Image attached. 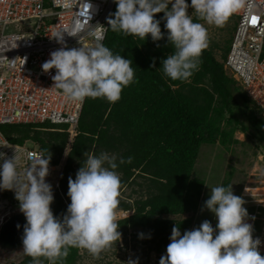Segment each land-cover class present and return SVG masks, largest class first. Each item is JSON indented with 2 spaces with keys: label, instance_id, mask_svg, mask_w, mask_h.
<instances>
[{
  "label": "trees",
  "instance_id": "obj_1",
  "mask_svg": "<svg viewBox=\"0 0 264 264\" xmlns=\"http://www.w3.org/2000/svg\"><path fill=\"white\" fill-rule=\"evenodd\" d=\"M186 2L190 4L191 0ZM115 11L114 2L112 13ZM163 15V12L154 14L164 33V38L155 42L150 35L141 40L108 28L102 43L114 54L132 60L135 82L123 88L120 99L114 103L105 98H86L77 132L70 141L66 125L50 122L0 125L9 141L38 145L45 155L48 150L49 164H57L65 155L60 191L53 193L50 205L53 215L59 218L70 203L68 178L75 179L88 154L108 152L125 160L132 157L131 163L119 164L117 171L121 173L122 184L141 176L145 198L120 202L119 207L133 212L119 219L118 231L134 239L149 235L148 248L159 253L164 252L174 226L192 230L209 220L215 229V214L205 212L208 209L204 204L210 198V184L219 179L210 181L195 171L203 144L218 143L227 149L239 131L261 145L264 153L263 110L225 71L223 61L216 59L211 49L203 50L199 69L188 81L172 80L163 74L161 62L173 50L167 41ZM193 18L195 22L202 21L196 19L194 10ZM231 37L222 47L223 60ZM61 127L64 130L55 129ZM217 167L213 165L210 171ZM3 195L12 196L7 191ZM79 250L70 248L64 264H76ZM31 261L26 256L21 264Z\"/></svg>",
  "mask_w": 264,
  "mask_h": 264
},
{
  "label": "clouds",
  "instance_id": "obj_2",
  "mask_svg": "<svg viewBox=\"0 0 264 264\" xmlns=\"http://www.w3.org/2000/svg\"><path fill=\"white\" fill-rule=\"evenodd\" d=\"M114 2L116 11L107 18L108 27H89L88 35L94 43L81 42L79 31L63 30L52 35L63 45V33L67 32L77 37L80 45L52 51L41 66L45 73L55 69L53 85L67 100L105 98L114 103L120 99L123 88L135 82L132 60L114 54L102 43L108 28L141 40L150 35L154 42L159 41L164 33L154 14L163 12L167 41L173 49L161 62L163 74L172 80L188 81L199 69V58L209 43L207 28L194 21L187 11L189 7L197 20L222 27L244 6V0H191L190 4L186 0ZM46 151V155L42 152L28 156L23 172L18 171L19 159L15 154L8 158L0 152V189L14 191L26 217L23 251L32 258L31 264H44V260L47 264H64L70 248L84 249L99 257L121 239L117 209L122 181L117 168L119 164L131 163L132 157L125 160L108 152L88 154L75 179L68 178L70 203L59 218L50 208L54 196L45 179L51 159ZM62 159L64 163V156ZM244 203L233 194L231 185L212 187L204 206L215 214V229L209 220L183 234L174 226L159 264H264V255L259 251L261 240L253 237V225L246 222L249 214ZM127 264L136 262L129 260Z\"/></svg>",
  "mask_w": 264,
  "mask_h": 264
},
{
  "label": "built area",
  "instance_id": "obj_3",
  "mask_svg": "<svg viewBox=\"0 0 264 264\" xmlns=\"http://www.w3.org/2000/svg\"><path fill=\"white\" fill-rule=\"evenodd\" d=\"M113 6L114 0H0V125H66L68 139H72L85 99L67 100L53 85L55 69L45 73L41 66L52 51L80 46L77 37L67 32L63 33V45L53 34L79 31L81 42L92 44L95 41L88 35L89 27H108ZM232 15L235 28L223 66L264 116V0H244V6ZM8 25L13 27L10 32L4 31ZM29 144L13 143L0 130V152L8 158L14 154L18 157V171L23 172L28 156L42 153L38 145ZM62 165L61 161L49 164L45 179L53 193L60 191ZM254 183L244 186L239 197L245 202L243 207L249 214L246 222L253 225V237L260 238L259 251L264 255V179ZM5 191L14 195L12 190Z\"/></svg>",
  "mask_w": 264,
  "mask_h": 264
},
{
  "label": "rangeland",
  "instance_id": "obj_4",
  "mask_svg": "<svg viewBox=\"0 0 264 264\" xmlns=\"http://www.w3.org/2000/svg\"><path fill=\"white\" fill-rule=\"evenodd\" d=\"M170 7L171 5H169V8ZM187 11L193 16V9L191 7H189ZM234 20V17L230 16L222 27H218L214 24H207L203 20L200 21L208 30L209 43L207 48L211 49L216 59L221 62L223 61L222 47L226 40L233 34L232 27ZM12 30V25H8L4 31L10 32ZM236 83L239 85V82ZM28 145L30 144L28 143ZM199 152V157L195 165L196 174L208 180H210V178L212 180L219 179L218 182L211 183L209 189L215 186L227 187L231 185L233 194L239 196L244 186L255 184L254 182L257 179H264L263 148L261 145L258 146L256 141L253 142L247 139L242 132H235L234 139L227 149L218 143L213 145L203 144ZM60 161L63 162V159L61 158ZM215 164L218 167L210 171L211 167ZM143 181V178L137 175L133 181H131L132 183L129 181L127 184H122L120 189L121 195L119 197L120 202L122 200L125 202H133L136 199L145 198ZM4 191L5 189H0V217L5 211L12 208L14 204L16 207L19 206L15 194L7 198L3 195ZM204 211L210 212L209 210ZM132 212L133 209L124 210L118 207L117 216L121 219L132 214ZM184 231L185 230H180L181 234H183ZM149 239V235L134 239L129 234L125 236L121 234V239L113 244L110 249L103 251L99 257H94L87 250L80 249V256L76 264H127L129 260L135 261L136 264H159L161 256L166 254V248L162 253L149 249ZM169 243L170 237L167 245ZM26 256L24 251H22L9 258L0 259V262L21 264L23 258Z\"/></svg>",
  "mask_w": 264,
  "mask_h": 264
},
{
  "label": "water",
  "instance_id": "obj_5",
  "mask_svg": "<svg viewBox=\"0 0 264 264\" xmlns=\"http://www.w3.org/2000/svg\"><path fill=\"white\" fill-rule=\"evenodd\" d=\"M26 217L19 206L10 208L0 217V259L23 251V231Z\"/></svg>",
  "mask_w": 264,
  "mask_h": 264
},
{
  "label": "bare ground",
  "instance_id": "obj_6",
  "mask_svg": "<svg viewBox=\"0 0 264 264\" xmlns=\"http://www.w3.org/2000/svg\"><path fill=\"white\" fill-rule=\"evenodd\" d=\"M223 65V64H222ZM243 90V89H242ZM244 92V91H243ZM246 94V93H245ZM247 95V94H246ZM249 97V96H248ZM252 100V99H251Z\"/></svg>",
  "mask_w": 264,
  "mask_h": 264
}]
</instances>
